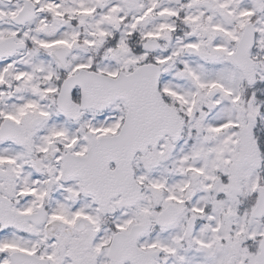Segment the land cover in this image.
<instances>
[{
	"label": "snow or ice",
	"instance_id": "1",
	"mask_svg": "<svg viewBox=\"0 0 264 264\" xmlns=\"http://www.w3.org/2000/svg\"><path fill=\"white\" fill-rule=\"evenodd\" d=\"M0 264H264V0H0Z\"/></svg>",
	"mask_w": 264,
	"mask_h": 264
}]
</instances>
